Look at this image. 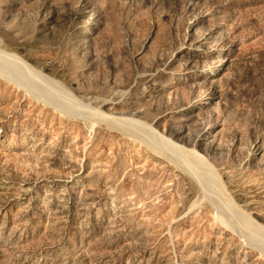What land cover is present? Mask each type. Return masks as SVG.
I'll use <instances>...</instances> for the list:
<instances>
[{
	"label": "rangeland",
	"instance_id": "374dc122",
	"mask_svg": "<svg viewBox=\"0 0 264 264\" xmlns=\"http://www.w3.org/2000/svg\"><path fill=\"white\" fill-rule=\"evenodd\" d=\"M0 60V264H264V0H0Z\"/></svg>",
	"mask_w": 264,
	"mask_h": 264
},
{
	"label": "bare ground",
	"instance_id": "6f19581e",
	"mask_svg": "<svg viewBox=\"0 0 264 264\" xmlns=\"http://www.w3.org/2000/svg\"><path fill=\"white\" fill-rule=\"evenodd\" d=\"M8 68L6 67V65L0 60V74L1 75H4V76H7V72L5 71V70H7ZM12 76H13V73H12ZM8 77V76H7ZM14 77V76H13ZM17 79H19V80H17V79H15L14 78V80H16L18 83H22V81H24L25 79H26V77H24V75L23 74H20V75H17V76H15ZM28 79V78H27ZM46 91H48V93H56V94H58L60 97H56V94L53 96V98H50V100H48V102H50V103H52V104H54V105H57V106H59V108H64V109H66V106H68V103L71 105V104H73V103H75V102H73V100H71L70 98H67L66 96H64L63 94H61V93H58L57 91L56 92H53L50 88H48ZM57 98V102L55 101V102H52V100L54 101V99H56ZM43 99L46 101L47 100V97H43ZM74 105V104H73ZM77 106V105H76ZM74 107V106H73ZM58 108V107H57ZM63 110V109H62ZM68 110V109H67ZM67 110H66V112H67ZM72 110V109H71ZM75 111V110H74ZM76 111H77V109H76ZM79 111V110H78ZM69 113H71V112H69ZM69 113H67L68 115H69ZM80 113V112H79ZM84 114V113H83ZM83 114H81V115H83ZM89 117V116H88ZM109 117V116H108ZM125 118V117H124ZM128 118H126V120H127ZM109 120V121H108ZM118 121L119 123H123V119H121V118H119V117H116V118H112V117H110L109 119H107L106 121L107 122H112V121ZM105 121V120H104ZM124 121H125V119H124ZM133 122H134V120H132ZM129 122H131V121H129ZM136 122V121H135ZM137 123H138V121H137ZM140 123V122H139ZM131 124V123H130ZM133 124H135V123H133ZM124 125V124H123ZM132 131H134V130H132ZM133 133V132H132ZM153 134V133H152ZM155 135V134H154ZM161 140L162 141H164V142H167V143H169L170 145H172L173 146V144L174 143H172V142H170L169 140H167V139H165V138H161ZM175 146V145H174ZM178 148H180V146H178ZM185 152L187 151V150H184ZM184 151H182V152H184ZM193 157L192 158H194V159H199V156H198V154H196V153H192L191 154ZM197 162L199 163V164H201V161L200 160H197ZM210 178V177H209ZM207 176L205 177V187H206V190H207V192H209L210 191V188H211V183H209V182H211L210 180L211 179H209Z\"/></svg>",
	"mask_w": 264,
	"mask_h": 264
}]
</instances>
